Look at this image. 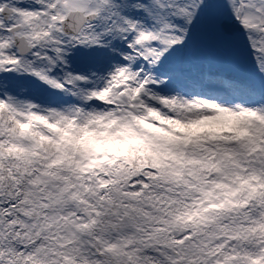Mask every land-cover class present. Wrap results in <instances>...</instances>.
Segmentation results:
<instances>
[{
	"label": "snow or ice",
	"instance_id": "1",
	"mask_svg": "<svg viewBox=\"0 0 264 264\" xmlns=\"http://www.w3.org/2000/svg\"><path fill=\"white\" fill-rule=\"evenodd\" d=\"M0 264H264V0H0Z\"/></svg>",
	"mask_w": 264,
	"mask_h": 264
}]
</instances>
